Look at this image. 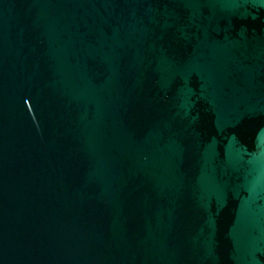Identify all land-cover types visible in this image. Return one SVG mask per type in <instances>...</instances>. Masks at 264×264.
Listing matches in <instances>:
<instances>
[{
	"label": "water",
	"instance_id": "1",
	"mask_svg": "<svg viewBox=\"0 0 264 264\" xmlns=\"http://www.w3.org/2000/svg\"><path fill=\"white\" fill-rule=\"evenodd\" d=\"M0 264H264V0H0Z\"/></svg>",
	"mask_w": 264,
	"mask_h": 264
}]
</instances>
